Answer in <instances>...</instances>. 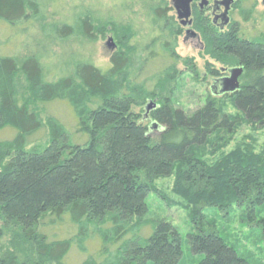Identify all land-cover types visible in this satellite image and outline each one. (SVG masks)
<instances>
[{
	"label": "trees",
	"instance_id": "obj_1",
	"mask_svg": "<svg viewBox=\"0 0 264 264\" xmlns=\"http://www.w3.org/2000/svg\"><path fill=\"white\" fill-rule=\"evenodd\" d=\"M255 7L253 2L241 12L244 22ZM169 12L156 6L150 20L157 34L147 46L123 45L106 70L75 59L50 66L42 46L21 58L0 54V131H14L0 141V264H66L74 251L81 258L77 264H179L176 229L145 220L149 193L166 200L153 187L164 177L174 178L173 193L190 210L197 231L188 244L201 256L198 264H253L213 229L198 226L205 209L228 212L236 203L245 208L264 201V146L257 153L236 147L213 162L200 155L206 144L215 151L224 146L221 134H230L238 119L212 97L187 115L157 94L177 73L175 48L182 31ZM45 21L42 0H0L1 24L27 30ZM73 22L39 30L50 41L93 43L111 25L96 24L87 11ZM194 28L205 56L224 69H243V84L227 99L247 125L264 127V35L217 32L199 15ZM158 58L171 64L140 81ZM206 68L211 78H220L219 70ZM153 100L158 105L147 118L159 131L154 139L134 111ZM56 104L70 111L72 128L47 110ZM65 126L88 142L73 145Z\"/></svg>",
	"mask_w": 264,
	"mask_h": 264
},
{
	"label": "rangeland",
	"instance_id": "obj_2",
	"mask_svg": "<svg viewBox=\"0 0 264 264\" xmlns=\"http://www.w3.org/2000/svg\"><path fill=\"white\" fill-rule=\"evenodd\" d=\"M42 1L46 24H41L39 28L42 26L45 30L52 29L53 25L56 26V24L58 28H61L64 23L72 26L76 16L85 11L89 13L96 24L106 26L111 23V25L106 27L104 37H97L95 42L86 43L79 41L77 38L65 42L50 41L46 38V35H43L37 25L34 27L28 26L29 28L27 27V30H24V26L13 28L0 23V54L6 56L16 55L21 58L29 54L38 53L39 47L42 46L47 50V62L50 66H53L54 63L56 64L54 66L59 68L62 65L61 63L67 64L71 59H75L90 61L95 67L106 70L109 67L111 55L122 49L123 45H133L136 48L147 46L153 36L157 34L154 30L156 27L152 26L150 20L152 10L156 6L160 5L169 8L171 12L168 15L173 17L176 27H179L175 12L172 9V0ZM249 1L251 3L244 4L243 8H249L250 4L256 3L249 22H244L237 12L231 14L232 21L238 27L237 31L244 38H252L259 34L264 35L263 0ZM184 31L185 29L183 33ZM109 40H111V47L107 46ZM46 41L49 43L47 42L46 44ZM147 55L148 50L141 52L142 58H147ZM175 55L178 57L175 78L170 81L165 80L166 82L157 88V94L164 99H170L173 107L187 115H191L198 110L204 104L206 98L212 97L217 100L219 107L224 108L228 114L236 116L238 119L230 134H221L222 139H224L222 142L224 146L215 151L206 144L199 149L200 155L204 159L213 162L223 160L236 147H242L246 150L251 149L253 153L259 152L264 146V127L247 125L240 113L236 111L227 99V95L215 96L212 93L216 80L207 74L206 67L209 65L219 70L221 66L205 56L201 45L195 39L185 36V34L177 38ZM170 64L171 62L168 60L163 61L158 58L147 67L146 72L143 73L139 80L142 81L150 76L157 75L159 71ZM52 71H55V69H52ZM243 80L241 76L239 79L240 86L243 84ZM148 87L151 86L148 85ZM151 103L158 105V100H153ZM47 110L54 114L56 113L57 119H61L69 128L73 127L75 119L73 120L67 108L56 104L47 107ZM134 111L141 116V122L151 128L148 132L150 137L152 139L157 138L159 131L152 129L153 124L147 118L146 108L142 110L135 109ZM66 126L65 129L73 145L83 146L88 142L86 135L78 134L75 129L70 130ZM13 133L14 131L9 128L0 131V141L1 139H10ZM153 187L161 191L166 200L154 192L149 193L146 197L148 213L145 220L149 223L158 220L170 223L181 237L182 258L179 264H198L201 256L193 255L188 244V236L197 230L190 217V210L186 209L182 199L173 193L174 178H159L154 181ZM245 208L236 203L232 205L228 212H222L214 208L205 209L203 212L204 219L198 227L213 229L217 235L235 248L240 256L253 264H264V201H255L250 205L246 204ZM251 210H255V216L250 215ZM55 228L52 229V234L58 237ZM147 228L151 234V226ZM48 230L46 228L45 231ZM49 234H51V231ZM7 236L4 237L3 242L7 240ZM71 253L66 258V264H77L81 258L78 257L75 251Z\"/></svg>",
	"mask_w": 264,
	"mask_h": 264
},
{
	"label": "flooded vegetation",
	"instance_id": "obj_3",
	"mask_svg": "<svg viewBox=\"0 0 264 264\" xmlns=\"http://www.w3.org/2000/svg\"><path fill=\"white\" fill-rule=\"evenodd\" d=\"M225 0H192L190 3V18L185 20H179L176 11L173 8L172 9L175 12V16L177 18V23L182 31V35L185 34V36H188L192 39H195L203 49V45L200 39V36L198 32L195 30V21H196V15H199L209 21L211 25L214 27V29L217 32L225 33L228 32L230 29L238 30V27L234 21L231 19V14L237 12L239 17L241 18V12L245 11L246 9L243 8V5L246 4L245 0H232L227 13H225V6L222 2ZM245 1V2H242ZM242 2V3H241ZM264 4V0H263ZM171 12V10H170ZM169 12V13H170ZM224 18H226L227 24L224 25ZM185 29L184 33L183 30ZM220 68V78L227 77L228 74L226 72H222ZM228 70V69H224ZM240 85V84H239Z\"/></svg>",
	"mask_w": 264,
	"mask_h": 264
},
{
	"label": "water",
	"instance_id": "obj_4",
	"mask_svg": "<svg viewBox=\"0 0 264 264\" xmlns=\"http://www.w3.org/2000/svg\"><path fill=\"white\" fill-rule=\"evenodd\" d=\"M232 0H225L222 2L225 6V13H227L229 5ZM192 0H172L173 8L176 11V15L179 20L187 21L190 18V3ZM223 19V18H222ZM224 25L227 24L226 18H224ZM111 40L107 43L108 47L110 45ZM222 72H226L228 74L227 77L219 78L215 81V85L212 89V93L215 96H225V95H233L238 92L240 89L239 79L243 74V69L241 67L224 70L221 69ZM154 105L149 103L146 107V113H148Z\"/></svg>",
	"mask_w": 264,
	"mask_h": 264
}]
</instances>
